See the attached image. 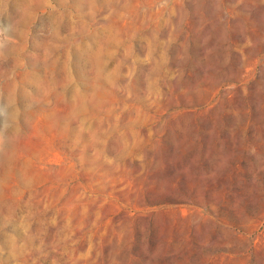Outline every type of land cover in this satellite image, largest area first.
I'll return each mask as SVG.
<instances>
[{
	"label": "rangeland",
	"instance_id": "obj_1",
	"mask_svg": "<svg viewBox=\"0 0 264 264\" xmlns=\"http://www.w3.org/2000/svg\"><path fill=\"white\" fill-rule=\"evenodd\" d=\"M0 264H264V0H0Z\"/></svg>",
	"mask_w": 264,
	"mask_h": 264
},
{
	"label": "clouds",
	"instance_id": "obj_2",
	"mask_svg": "<svg viewBox=\"0 0 264 264\" xmlns=\"http://www.w3.org/2000/svg\"><path fill=\"white\" fill-rule=\"evenodd\" d=\"M3 33H4V31L2 29H0V34H3Z\"/></svg>",
	"mask_w": 264,
	"mask_h": 264
}]
</instances>
